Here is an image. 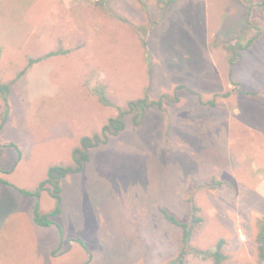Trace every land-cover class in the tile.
<instances>
[{
    "label": "rangeland",
    "instance_id": "obj_1",
    "mask_svg": "<svg viewBox=\"0 0 264 264\" xmlns=\"http://www.w3.org/2000/svg\"><path fill=\"white\" fill-rule=\"evenodd\" d=\"M257 1L0 0V82L10 86L6 104L0 94V178L12 186L34 191L49 166L71 165L80 138L128 100L177 97L137 125L124 114L123 130L61 180L62 210L48 227L33 220L36 202L53 209L48 193L25 197L0 183V264H167L181 233L164 212L186 220L191 195L202 217L193 247L223 238L224 264H264L254 239L264 217V100L245 93L264 89ZM257 28L230 78L225 42ZM59 49L67 52L27 67ZM96 84L113 106L98 101ZM212 177L221 184L207 185ZM187 264L213 263L189 253Z\"/></svg>",
    "mask_w": 264,
    "mask_h": 264
},
{
    "label": "trees",
    "instance_id": "obj_2",
    "mask_svg": "<svg viewBox=\"0 0 264 264\" xmlns=\"http://www.w3.org/2000/svg\"><path fill=\"white\" fill-rule=\"evenodd\" d=\"M161 7L165 8L169 4H171L175 0H156ZM245 1V0H241ZM256 6L260 9H264V0H258L256 2ZM249 11H247L246 16L244 18L245 26L251 27V23L249 20ZM257 33H255L252 37L244 38L242 33H239L235 37L228 39L224 44V48L228 53V75L231 78L233 74V66L241 60L242 52L248 47H250L257 36L261 33V29L257 28ZM67 50L59 49L53 50L45 53L42 56L36 58H29L27 61V67L32 65L35 62H38L44 58H48L50 56L64 54ZM23 73V71L21 72ZM236 83V82H232ZM238 85V83H236ZM176 89H185L191 94H196L193 90L186 86H177ZM238 89V87L236 88ZM10 86L6 83L0 82V94L3 98L4 103L7 101V94L9 93ZM91 91L96 95L98 101L106 106H113V103L108 98L105 87L103 84H96L91 87ZM249 95L256 96L262 100H264V89L247 91L245 92ZM228 92L225 94L227 95ZM199 102L203 104H207L212 106L214 104V100H209L207 102H203L198 94ZM163 100L177 101V97L174 95L170 97L167 94H162L157 100H150L147 94V91L144 92L142 97L128 100L127 108L125 110H118L117 115L110 117L107 119L106 123L102 125L100 130L92 135L82 136L79 141V145L72 149L71 165H51L47 168L46 176L43 180H41L36 189L34 191H27L21 188H17L12 186L8 181L0 178V183L5 185L12 186L16 191H18L21 195L28 197L33 196L39 198L42 192L48 193V195L54 199L55 205L52 210L49 212H42L39 209L38 202L34 205L33 208V220L34 222L41 227H48L54 224V218L61 213V205H62V197H61V180L69 174L78 173L82 171L84 165L90 160V150L92 148L98 147L100 145L106 144L109 137L113 135H117L124 128V120L123 116L125 113L131 114L133 124L137 125L141 121L143 114L146 110L151 107H156L157 109H162ZM10 146L15 147L14 144H10ZM20 155V154H19ZM209 186L220 185L221 181L216 180L214 177L210 179L209 182L206 183ZM188 207H189V215L186 220H178L174 216L167 214L164 212V216L174 225L180 228V241L179 247L174 257L170 259L167 264H187V256L189 253H195L202 258H209L213 264H224L227 256L223 250L224 240L220 238L216 241L215 245L212 248L207 249H198L192 246L191 238L193 231L196 226L200 225L202 222V217L199 214V207L196 205L193 196H189L187 199ZM58 227V225H57ZM255 243L257 256L260 261H264V217L260 216L255 219ZM59 229V227H58ZM77 241L85 247L83 242L79 239ZM61 247V246H60ZM59 249V247H58ZM54 253V251H53Z\"/></svg>",
    "mask_w": 264,
    "mask_h": 264
},
{
    "label": "crops",
    "instance_id": "obj_3",
    "mask_svg": "<svg viewBox=\"0 0 264 264\" xmlns=\"http://www.w3.org/2000/svg\"><path fill=\"white\" fill-rule=\"evenodd\" d=\"M3 229H4V223H3L2 220H0V239H1V235L3 234ZM35 245L37 246V243H36ZM73 247H74V241H72V244L70 243V246L67 247L66 251H64L62 254L64 255V254L70 253V251H71V249H72ZM33 249L36 250L35 247H33ZM33 249H32V250H33ZM32 250H31V251H32ZM35 250H34V251H35Z\"/></svg>",
    "mask_w": 264,
    "mask_h": 264
}]
</instances>
